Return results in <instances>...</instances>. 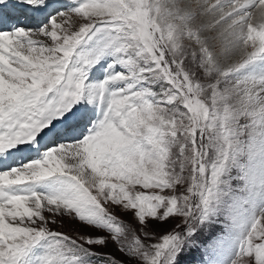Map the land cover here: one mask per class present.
<instances>
[{"label":"snow or ice","instance_id":"obj_1","mask_svg":"<svg viewBox=\"0 0 264 264\" xmlns=\"http://www.w3.org/2000/svg\"><path fill=\"white\" fill-rule=\"evenodd\" d=\"M0 264H264V0H0Z\"/></svg>","mask_w":264,"mask_h":264},{"label":"rangeland","instance_id":"obj_2","mask_svg":"<svg viewBox=\"0 0 264 264\" xmlns=\"http://www.w3.org/2000/svg\"><path fill=\"white\" fill-rule=\"evenodd\" d=\"M74 229L79 230L80 229L79 224L65 220L64 226L62 228H57L56 230L65 232L69 235H74L75 234ZM97 250H99V251H111V245L109 246L108 249H97ZM200 259H201V256L197 255V261H200Z\"/></svg>","mask_w":264,"mask_h":264}]
</instances>
